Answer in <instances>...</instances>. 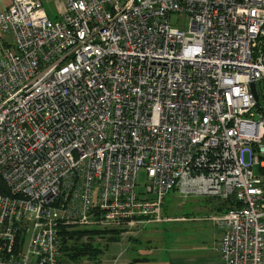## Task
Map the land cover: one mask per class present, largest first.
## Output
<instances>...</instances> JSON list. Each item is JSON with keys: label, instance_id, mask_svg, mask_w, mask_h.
Masks as SVG:
<instances>
[{"label": "built area", "instance_id": "obj_1", "mask_svg": "<svg viewBox=\"0 0 264 264\" xmlns=\"http://www.w3.org/2000/svg\"><path fill=\"white\" fill-rule=\"evenodd\" d=\"M57 1L0 9V264L167 221L171 192L236 201L220 260L264 264V0Z\"/></svg>", "mask_w": 264, "mask_h": 264}, {"label": "crops", "instance_id": "obj_2", "mask_svg": "<svg viewBox=\"0 0 264 264\" xmlns=\"http://www.w3.org/2000/svg\"><path fill=\"white\" fill-rule=\"evenodd\" d=\"M55 1L59 15L60 3ZM10 4L11 0H0V9L7 10ZM202 199L207 218H183V223H187L181 237L183 240L176 238L177 240L169 241L164 247L155 246L151 237L145 238L144 242L136 240L133 243L136 255L131 257L130 264H222L217 243L223 237L224 230L212 221L213 217L223 213L220 201L216 198ZM119 257H126V252H122Z\"/></svg>", "mask_w": 264, "mask_h": 264}, {"label": "rangeland", "instance_id": "obj_3", "mask_svg": "<svg viewBox=\"0 0 264 264\" xmlns=\"http://www.w3.org/2000/svg\"><path fill=\"white\" fill-rule=\"evenodd\" d=\"M42 1L50 19H56L58 16L56 1ZM172 22L188 30V22L184 18H180L179 21L173 18ZM6 37L11 41L9 35H6ZM74 155H77L76 151H74ZM202 198L204 197L182 198L177 193L171 192L166 197L163 205V214L167 221L151 222L148 224L140 223L133 228L126 227L125 229H119L123 230L119 242H109L107 239L110 236L105 239L97 238L96 243H100L104 249V254L101 256L100 262L95 263L84 259L75 264H130L131 257L136 255V251H134L135 247L133 246L136 240L144 242L146 240L145 238L151 237L153 244L158 247L167 246L169 241L177 240L178 238H180L179 240H183L181 238L183 237V229L187 225V223H183V218L188 219V216L207 218L205 216L206 211L203 209L205 204ZM133 239L135 240L133 241ZM122 252H126V257H119Z\"/></svg>", "mask_w": 264, "mask_h": 264}, {"label": "trees", "instance_id": "obj_4", "mask_svg": "<svg viewBox=\"0 0 264 264\" xmlns=\"http://www.w3.org/2000/svg\"><path fill=\"white\" fill-rule=\"evenodd\" d=\"M257 172L264 177V168L258 167ZM0 194L9 195L8 187L0 176ZM220 201L223 213H227L230 209L237 208L238 203L230 199L228 201ZM61 256L60 264H75L84 259L100 262L101 256L104 254L103 246L96 243V239H107L109 242H119L123 230L119 229H101L98 227H82L78 225H63L59 227Z\"/></svg>", "mask_w": 264, "mask_h": 264}, {"label": "water", "instance_id": "obj_5", "mask_svg": "<svg viewBox=\"0 0 264 264\" xmlns=\"http://www.w3.org/2000/svg\"><path fill=\"white\" fill-rule=\"evenodd\" d=\"M252 89H253V92H254L255 95H256V99L258 100L259 98H258L257 93H256V87H255V85L252 86Z\"/></svg>", "mask_w": 264, "mask_h": 264}]
</instances>
